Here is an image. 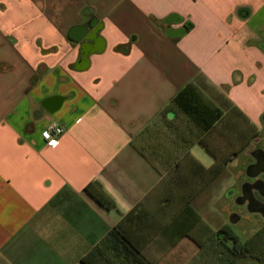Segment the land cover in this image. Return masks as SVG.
<instances>
[{
	"label": "crops",
	"instance_id": "crops-1",
	"mask_svg": "<svg viewBox=\"0 0 264 264\" xmlns=\"http://www.w3.org/2000/svg\"><path fill=\"white\" fill-rule=\"evenodd\" d=\"M258 155L264 0H0V264H218Z\"/></svg>",
	"mask_w": 264,
	"mask_h": 264
},
{
	"label": "trees",
	"instance_id": "trees-1",
	"mask_svg": "<svg viewBox=\"0 0 264 264\" xmlns=\"http://www.w3.org/2000/svg\"><path fill=\"white\" fill-rule=\"evenodd\" d=\"M223 166L224 163L215 161L208 167V170L216 174L221 171ZM123 221L124 220L120 221L114 226L104 244L106 243L109 248L116 252L118 259H121V257L125 258L124 260L121 259L123 264L124 262L125 264H152L143 257L140 249H137L136 246L132 245L127 240L122 230ZM217 238L219 241L215 249L219 251L217 259L222 262L220 264H264V226L244 241H239L240 239L235 233H233L230 228L227 229L226 227L219 232ZM222 243L224 244L223 251L218 247L220 244L222 246ZM96 252L97 254L92 253V255L87 258L92 263L94 257H97L96 255H100L102 259L105 257L102 254L101 248H97ZM229 257H231L230 260H228Z\"/></svg>",
	"mask_w": 264,
	"mask_h": 264
},
{
	"label": "rangeland",
	"instance_id": "rangeland-1",
	"mask_svg": "<svg viewBox=\"0 0 264 264\" xmlns=\"http://www.w3.org/2000/svg\"><path fill=\"white\" fill-rule=\"evenodd\" d=\"M228 168H231V166L228 165V167H226V171L227 172ZM224 181H225V190H224V198L225 201H229V203L231 204V206H234L236 208L235 205H233V202H235V199L233 195V188L232 187H228L227 185L229 184L228 179L226 177V175L224 176ZM231 182V180H230ZM231 196V198H229ZM241 212V219L239 221H234L230 219V215L229 213H225V222H227V224L229 225V227H226L227 229L230 228L231 231L233 233L236 234V236L240 239L239 241H244L247 238H249L253 233H255L256 231H258L261 227L264 226V217L259 215V214H255V213H249L248 210L246 209H242L240 210ZM228 236V235H226ZM229 242V240H228ZM230 243V242H229ZM223 246L224 244L222 243L218 246L219 249L221 251H223ZM222 248V249H221ZM219 251H216V254L219 256ZM121 259H125L124 257ZM121 259L119 258L118 260L121 261ZM231 257H229L228 260H230ZM222 263L221 261H218V264ZM125 264V262H124Z\"/></svg>",
	"mask_w": 264,
	"mask_h": 264
},
{
	"label": "flooded vegetation",
	"instance_id": "flooded-vegetation-1",
	"mask_svg": "<svg viewBox=\"0 0 264 264\" xmlns=\"http://www.w3.org/2000/svg\"><path fill=\"white\" fill-rule=\"evenodd\" d=\"M256 160L253 159L248 163V173L250 174V180H246L242 183L240 192L237 194V200L240 203H244L249 207V210L255 214H259L264 217V172L255 177H251L255 174L259 165L264 162V157L259 156Z\"/></svg>",
	"mask_w": 264,
	"mask_h": 264
},
{
	"label": "built area",
	"instance_id": "built-area-1",
	"mask_svg": "<svg viewBox=\"0 0 264 264\" xmlns=\"http://www.w3.org/2000/svg\"><path fill=\"white\" fill-rule=\"evenodd\" d=\"M64 132V128L56 123H50L43 134L49 146L55 147L59 142V136Z\"/></svg>",
	"mask_w": 264,
	"mask_h": 264
},
{
	"label": "water",
	"instance_id": "water-1",
	"mask_svg": "<svg viewBox=\"0 0 264 264\" xmlns=\"http://www.w3.org/2000/svg\"><path fill=\"white\" fill-rule=\"evenodd\" d=\"M95 23H96V19L95 18H92L91 20H89L87 23L85 24H81V25H77V26H74L73 29H80V32H81V36H84L85 34H88V32L92 31V34L91 36H94L95 34L98 33V29L97 30H94V27H95ZM263 170L264 171V162L261 163L257 169L258 173Z\"/></svg>",
	"mask_w": 264,
	"mask_h": 264
}]
</instances>
